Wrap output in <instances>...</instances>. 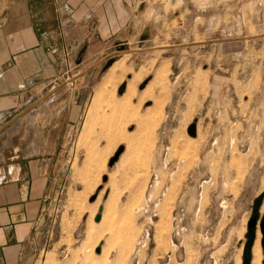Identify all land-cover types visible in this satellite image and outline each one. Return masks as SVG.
<instances>
[{"label":"rangeland","instance_id":"1","mask_svg":"<svg viewBox=\"0 0 264 264\" xmlns=\"http://www.w3.org/2000/svg\"><path fill=\"white\" fill-rule=\"evenodd\" d=\"M124 10L113 38L66 49L59 93H27L0 124L5 145L37 114L40 132L73 115L34 105L79 106L36 264H255L258 242L264 264V0H130Z\"/></svg>","mask_w":264,"mask_h":264},{"label":"crops","instance_id":"2","mask_svg":"<svg viewBox=\"0 0 264 264\" xmlns=\"http://www.w3.org/2000/svg\"><path fill=\"white\" fill-rule=\"evenodd\" d=\"M129 2L0 0V124L6 114L21 109L20 100L27 93L48 88L50 94L56 89L59 93L66 49L82 46L95 35L113 38ZM33 107L32 113L53 108L73 115L64 123L59 116L54 126L43 121L40 132V125L35 129L37 114L33 130L18 142L11 136L4 145L0 134V264L37 263L48 203L56 191L65 145L76 127V102Z\"/></svg>","mask_w":264,"mask_h":264},{"label":"bare ground","instance_id":"3","mask_svg":"<svg viewBox=\"0 0 264 264\" xmlns=\"http://www.w3.org/2000/svg\"><path fill=\"white\" fill-rule=\"evenodd\" d=\"M112 70V76H116V67L115 68H113V69H111ZM161 75V74H160ZM111 77V76H110ZM139 78V77H138ZM137 78V79H138ZM157 80H158V77H157ZM138 81H140V79L139 80H134V82L132 81L129 85H128V90H127V93L126 94H124L123 95V103H125V104H131V102H132V100L137 96V83H138ZM157 82V81H156ZM155 83V82H154ZM153 86H154V84H153ZM153 86H151V87H153ZM146 90H148L145 94H144V97L142 98V102H144V101H146V100H148V99H151L152 98V88H148V89H146ZM147 119H148V117H147ZM145 120V119H144ZM137 177V176H136ZM143 177V176H142ZM141 177V178H142ZM139 178V177H138ZM147 178V177H146ZM104 209V208H103ZM103 216V215H102ZM111 216H113V215H111ZM102 221H103V219H102ZM102 221H101V224H102ZM109 223V222H108ZM112 223V222H111ZM110 231H111V229H108V233H110ZM259 238V237H258ZM259 241V240H258ZM259 243V242H258ZM258 243H257V245H256V252H255V264H261V259H262V255H261V252H260V249H258Z\"/></svg>","mask_w":264,"mask_h":264},{"label":"water","instance_id":"4","mask_svg":"<svg viewBox=\"0 0 264 264\" xmlns=\"http://www.w3.org/2000/svg\"><path fill=\"white\" fill-rule=\"evenodd\" d=\"M188 135L191 137V138H196L197 136V126L196 125H192L191 127H189L188 129ZM124 150L121 149L119 151V153L116 155V157L111 161L110 163V166H114V164L120 159L121 155L123 154ZM103 211L104 209L103 208H100V211H99V214L97 215L96 219H95V222L96 223H100L102 221V214H103ZM258 224V219L257 217H254L252 219V221L250 222L249 224V229H250V232L253 233L254 229L256 228ZM260 228H261V232H262V235L264 237V218L262 219L261 221V224H260ZM262 244H263V249H264V239L262 241ZM102 252V246H100L97 250H96V253L97 254H101Z\"/></svg>","mask_w":264,"mask_h":264},{"label":"built area","instance_id":"5","mask_svg":"<svg viewBox=\"0 0 264 264\" xmlns=\"http://www.w3.org/2000/svg\"><path fill=\"white\" fill-rule=\"evenodd\" d=\"M156 187V184L153 186ZM149 241V233L143 235L142 241H140V247L145 248Z\"/></svg>","mask_w":264,"mask_h":264}]
</instances>
